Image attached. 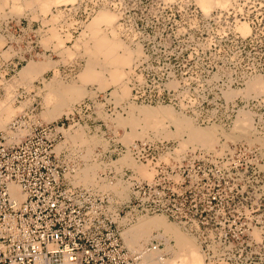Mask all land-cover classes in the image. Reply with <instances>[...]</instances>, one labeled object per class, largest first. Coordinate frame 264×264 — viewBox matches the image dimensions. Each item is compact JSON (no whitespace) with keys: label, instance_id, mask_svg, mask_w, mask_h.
<instances>
[{"label":"rangeland","instance_id":"rangeland-1","mask_svg":"<svg viewBox=\"0 0 264 264\" xmlns=\"http://www.w3.org/2000/svg\"><path fill=\"white\" fill-rule=\"evenodd\" d=\"M151 1L154 0H146ZM164 1L173 2V7L164 11L157 8V12L181 15L168 29L198 28L206 48L170 54L176 71L181 72L184 80L175 84L170 101L145 104L129 100L128 74L132 63L144 60V56L127 37H121L115 24V12L99 8L80 29L60 32L54 25L59 7L73 4L75 0H0V29L4 24L13 26L18 22L28 29L37 25V44L46 49L45 54H37L36 58L30 57L12 68L7 62L3 63L14 53L11 47H2L5 39L0 32V130L26 109H32L34 120L47 122L67 115L82 99L95 97L88 108L68 120V128L65 123L64 136L54 145L55 153L64 145L80 148L82 163L76 175L84 185L93 184L95 170L102 167L94 153L111 148L113 140L128 145L150 133L169 140L177 152L186 149L195 153L197 149L209 152L203 157L218 162L205 164L206 181L218 180L220 184L205 191L209 199L208 192L217 189L205 217L222 216L223 226L186 228L165 219L193 240L198 264H264V20L258 24L262 32L258 41L249 37L238 41L232 37L229 20L216 24L207 20L199 22L194 16L216 9L230 11L236 1L238 10L246 13L251 0H210L207 9L203 8L201 0ZM138 13H132V18L123 21L126 30L134 20L139 24ZM102 15L108 17V21L96 22L95 18ZM219 29L221 36L217 37L215 32ZM238 30L245 35L249 26L240 21ZM109 45H114L115 49L106 55L104 52ZM167 55L147 54L149 60ZM145 62H142L143 67L147 66ZM115 72L119 73V78L114 77ZM95 93L98 95L94 96ZM138 107L156 114L146 118ZM131 118L137 121L136 126L126 122ZM179 118L207 133V138L194 143L182 131L184 127L176 121ZM133 163L123 154L113 159L111 166L117 169L125 164L133 169ZM136 165L138 169L134 170L150 179L151 171L147 166ZM106 186L108 184L103 183L98 187L105 189ZM148 216H137L122 231ZM143 226L139 227L141 231L136 226L129 232V238L135 242L128 248L135 249L150 237L160 238V246L147 254V264H185L182 262L184 250H179L168 233L157 227ZM136 229L140 232L136 233ZM224 237L232 243H219Z\"/></svg>","mask_w":264,"mask_h":264},{"label":"built area","instance_id":"built-area-1","mask_svg":"<svg viewBox=\"0 0 264 264\" xmlns=\"http://www.w3.org/2000/svg\"><path fill=\"white\" fill-rule=\"evenodd\" d=\"M233 5L230 11L216 9L194 17L199 22L207 20L216 24L229 20L234 39L249 37L258 41L262 33L258 24L264 20V0H251L246 13L238 10L237 1ZM172 7L173 2L164 0L149 3L146 0H75L73 4L59 7L54 25L60 32L78 30L99 8L115 12L121 37H127L144 56V60L132 63L128 74L129 100L161 104L170 101L175 84L184 80L170 54L206 48L198 28L168 29L181 15L157 10ZM130 10L133 14L139 12L136 16L139 24L134 20L126 30L123 21L132 18ZM240 21L249 26L245 35L238 30ZM37 28L36 25L28 29L21 22L13 26L4 24L0 29L5 39L2 47H11L14 54L3 63L13 68L30 57L45 54L46 49L37 44ZM220 31L216 30L217 37L221 36ZM153 52L168 55L149 60L147 54ZM142 62L147 66L143 67ZM94 98L82 99L67 115L47 122L34 120L32 109H26L0 130V264H147L145 258L160 246V238L150 237L137 248L129 249L120 234L139 215H163L186 228L223 226L222 216L205 217L217 189L208 192L209 199L205 191L220 183L218 180L207 183L204 167L208 161H218L207 160L203 156L209 152L199 149L196 153L187 149L177 152L169 140L150 133L128 145L113 140L111 148L94 153L102 167L95 170L93 184L69 181L82 163L81 150L76 145H64L55 153L53 148L63 138L68 120L88 108ZM123 154L134 163L146 165L151 171L150 179L126 165L117 169L111 166L112 160ZM103 183L108 184L105 189L98 187ZM11 185L17 188L16 194ZM228 189L231 197L233 185ZM219 243L231 244L232 240L224 237Z\"/></svg>","mask_w":264,"mask_h":264},{"label":"bare ground","instance_id":"bare-ground-1","mask_svg":"<svg viewBox=\"0 0 264 264\" xmlns=\"http://www.w3.org/2000/svg\"><path fill=\"white\" fill-rule=\"evenodd\" d=\"M219 1V0H218ZM224 1V0H223ZM200 3L202 4L203 8L207 9L209 6H210V0H201ZM220 3V2H218ZM225 3V2H224ZM221 4V3H220ZM214 5V4H213ZM216 5H217V2H216ZM223 6V4H222ZM95 21L96 22H103V21H108V17H106L105 15H102L101 18L99 17H96L95 18ZM94 22V21H93ZM243 31L246 30V28L244 26H242L241 28ZM115 49V46L113 45H109L108 47V51H105L104 54H108L110 53L111 51H114ZM95 53V52H94ZM103 53V52H102ZM94 55V54H93ZM102 57H103V54H102ZM103 61H105L103 59ZM26 67V66H25ZM30 69V68H29ZM30 71V70H29ZM114 77L115 78H119V73L115 72L114 74ZM139 112L144 115L146 118L150 117L151 115H155L156 113L153 112V111H150L146 108H142V107H138ZM178 122V124H181L184 128H182V131L186 132L188 137L194 142H200L201 139L204 140V138H207V133H202L200 132L199 130H197L196 128H194L186 119H183V118H179L176 120ZM127 123L129 124H134L136 126L137 124V121L133 118L131 119H128L126 121ZM241 122V121H240ZM144 124V123H143ZM133 125V126H134ZM152 125V124H151ZM175 132L177 131H173V133L175 134ZM64 136V135H63ZM136 137V136H135ZM194 142V143H195ZM196 142V143H197ZM59 143V142H58ZM56 143V144H58ZM190 143V142H189ZM55 147V146H54ZM54 150V148H53ZM125 165V164H124ZM131 167V166H130ZM135 167L137 168V165L136 163H133L132 164V168L133 170L135 169ZM138 169V168H137ZM136 171V170H135ZM77 173V172H76ZM75 174H73L71 177H69V181H71L73 184H77V183H81L79 182L78 180V176ZM11 190L14 194L17 193V188L14 186V185H11ZM133 225V224H132ZM143 225H148V226H153V227H157V228H160L162 229L164 232L168 233V235L174 239L175 243L174 244H177L181 249H179L180 251H183L184 250V257H183V260L182 262L184 261L185 264H198V259L196 258L195 256V246L193 244V240L185 235L184 233H182L181 231L178 230V228L175 226V225H172V223H170L168 220L165 219L164 216L162 215H150L148 217H146L143 221L141 222H137L136 225H134V227L136 228H139L140 226H143ZM134 227H132L131 229H127L125 230L124 232L121 230L120 234H121V237L123 239V242L124 244L126 245V247H129V245L132 243V242H135V239H133L132 237L129 238V232L130 231H133L135 230ZM144 227V226H143ZM149 228V227H148ZM147 228V229H148ZM142 229V228H139V230ZM138 229H136V233L137 232H140V231H137ZM143 231V230H142ZM144 233V232H143ZM131 234H134V232H132ZM130 234V235H131ZM142 234V233H141ZM136 235H139V234H136ZM132 238V239H131ZM137 238V236H136ZM125 239V240H124ZM131 240H134V241H131ZM126 241V242H125ZM127 243V244H126ZM130 249V248H129ZM178 251V252H180ZM177 253V252H176ZM183 253V252H182ZM180 254V253H178ZM181 255V256H182ZM161 264V263H160ZM168 264V263H167Z\"/></svg>","mask_w":264,"mask_h":264}]
</instances>
